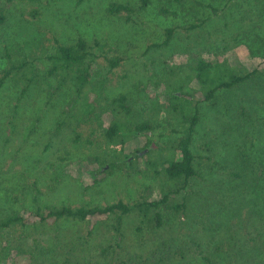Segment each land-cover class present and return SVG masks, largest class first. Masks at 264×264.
Instances as JSON below:
<instances>
[{
  "label": "rangeland",
  "instance_id": "1",
  "mask_svg": "<svg viewBox=\"0 0 264 264\" xmlns=\"http://www.w3.org/2000/svg\"><path fill=\"white\" fill-rule=\"evenodd\" d=\"M113 1L137 6V0H42L5 7L0 69L7 66L6 52L27 56L43 69L55 38L67 43L78 36L87 41L104 39L109 51L99 57L98 68L109 79L108 94L128 95L133 110L126 119L143 123L152 117L149 105L163 92L156 83L163 80L172 59L182 63L189 52L210 59L212 52L227 47L225 56L238 74L257 73L238 87L220 89L212 102L199 105L201 121L191 146L198 175L174 197V201L187 199L185 215L171 219L157 233L145 234L143 245L130 234L127 223L116 262L131 259L138 264L143 255L151 259L148 264H249L254 260L264 264V0H217V14L188 0L186 11L171 6L177 17L160 15L161 1L153 0L148 10L133 16L134 23L107 14ZM5 3L0 0V7ZM35 10L37 17L30 13ZM197 18L207 22L187 31L185 27ZM169 27H175L173 40L156 47ZM105 56L122 61L110 71ZM19 96V85L10 80L0 91V221L37 206H106L161 197L160 180L150 173L153 167L148 171L139 158L123 170L109 172L108 166L98 173L92 170L88 159L102 152L96 123L77 130L78 142L72 130L55 128L67 94L49 102L43 89L34 86L21 101ZM35 116L40 117L37 129L27 139L24 131ZM179 135L162 122L148 134L134 135L124 150L134 156L149 141L154 145L146 148L145 156ZM94 228L90 238L88 223L70 220L0 229V258L7 253L3 248L11 246L30 251L33 264H90L89 255L111 239L106 225ZM181 250L183 256L177 255Z\"/></svg>",
  "mask_w": 264,
  "mask_h": 264
},
{
  "label": "trees",
  "instance_id": "2",
  "mask_svg": "<svg viewBox=\"0 0 264 264\" xmlns=\"http://www.w3.org/2000/svg\"><path fill=\"white\" fill-rule=\"evenodd\" d=\"M41 1L6 0L4 6L0 7V23L6 21L5 7L15 2L37 4ZM152 1L137 0V6L131 2L113 1L109 3L106 12L112 17H123L126 23H134L133 16L148 10ZM160 1L161 5L158 8L160 15L177 17L179 13L172 10L171 6L175 4L181 11H186L185 4L188 0ZM195 2L217 14L218 10L214 6L217 0H209L208 3L199 0ZM30 13L33 17L39 15L36 10ZM205 22L207 19L197 18L196 23L188 24L185 29L195 30L202 27ZM174 34L175 27L167 28L163 42L156 47L168 46ZM108 49L104 39L87 41L84 37L78 36L74 41L67 43L55 38L46 55L48 64L43 69L37 67L34 60L27 56L12 55L8 52H6L7 66L0 69V91L8 80L15 82L20 87L19 101L28 96L34 86H40L43 89L49 102L61 93L65 96L67 94V100L61 109V116L55 128L57 131L72 130L76 136L73 139L75 142L79 141L80 134L77 130L82 125L96 123L95 131L100 135L98 148L102 152L96 153L88 161L92 170L97 173L101 169L105 170L106 166L110 167L109 172H112L119 167L123 170L134 164L132 162L128 166L122 162L129 157L125 153V146L130 138L134 137L129 135L128 131L148 134L156 125L159 127L163 122L172 129L174 134H181L173 140L156 145V149H151L143 157L138 156V152L148 148L151 142L148 141L143 149H136L134 152V158L145 162L147 168L153 167L150 173L160 180L159 184L162 188L161 197L158 199L152 201L144 199L133 204L120 200L106 206H37L35 210L28 211L26 214L13 212L0 221V229L3 230L16 226L26 227L29 223L44 224L60 220L83 222L89 225L88 238L94 235L96 225L104 224L110 230L107 232L111 233V239L99 245L96 248V254L89 255L90 264H118L116 255L122 249L121 243L126 237L124 228L128 225L127 223L131 224L130 234L137 236L140 245H143L145 234L157 233L165 228L171 219L185 215L187 199L182 197L181 201H174V197L185 192L190 180L198 175L191 146L195 130L201 121L199 105L212 102L220 89L238 87L257 73L254 70L238 74L230 65V58L225 56L227 47L221 51L212 52L213 58L210 59L208 56L189 52L182 63L172 59L168 63L171 66L165 68L162 82L156 83L162 86L163 92L149 105L148 112L151 113V119L143 123H134L126 119L133 110L128 103V95L119 94L111 97L107 91L109 79L99 73L98 59L106 54ZM105 59L110 71L117 68L122 61L121 57L115 56H105ZM178 92L181 96H177ZM39 120L40 117L35 116L30 121L24 131L25 138L32 136ZM10 125L14 126L13 123ZM118 147L119 150H117ZM91 174L94 183H97L99 180L93 178V172ZM35 191L40 193L38 187ZM34 199L36 200L35 195ZM15 248L17 249H12L11 246L3 248L7 253L4 258H0V264H33V254L30 251L20 247ZM146 248L150 247L146 245ZM133 249L135 250L134 247ZM176 253L183 256L182 250ZM138 260L140 261L138 264H148L151 261L143 255H140ZM123 264L133 263L130 259V262ZM249 264L262 263L254 260Z\"/></svg>",
  "mask_w": 264,
  "mask_h": 264
},
{
  "label": "water",
  "instance_id": "3",
  "mask_svg": "<svg viewBox=\"0 0 264 264\" xmlns=\"http://www.w3.org/2000/svg\"><path fill=\"white\" fill-rule=\"evenodd\" d=\"M177 96H181V93L180 92H178L177 93ZM129 134V133H128ZM140 134V132H137V131H132V132H130V134L129 135H139ZM154 145V144H153ZM152 145V146H153ZM151 146V147H152ZM148 151V149H146V150H143V151H140L137 155L138 156H140V157H142L146 152ZM134 159V156H129V157H127L126 159H125V163L127 164V165H130V163H131V161Z\"/></svg>",
  "mask_w": 264,
  "mask_h": 264
}]
</instances>
